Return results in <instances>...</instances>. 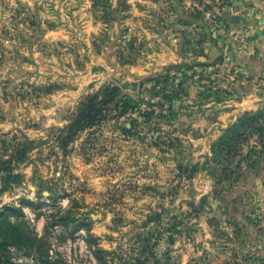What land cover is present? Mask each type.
<instances>
[{
	"label": "rangeland",
	"instance_id": "rangeland-1",
	"mask_svg": "<svg viewBox=\"0 0 264 264\" xmlns=\"http://www.w3.org/2000/svg\"><path fill=\"white\" fill-rule=\"evenodd\" d=\"M263 108L264 0H0V212L45 252L12 261L264 264L256 138L214 151Z\"/></svg>",
	"mask_w": 264,
	"mask_h": 264
},
{
	"label": "trees",
	"instance_id": "trees-1",
	"mask_svg": "<svg viewBox=\"0 0 264 264\" xmlns=\"http://www.w3.org/2000/svg\"><path fill=\"white\" fill-rule=\"evenodd\" d=\"M86 102L89 104L85 105ZM92 104V105H91ZM81 109L76 108L74 117L76 118L72 129L73 132H77L86 127L92 126L99 113L97 111L98 107H95L94 101L88 99L85 103H81ZM95 107V108H94ZM129 105L125 102L121 105L122 112L127 110ZM250 138H256V143L260 150V154L264 157V108L256 113H245L240 116L234 125H232L214 144V151L216 154L220 152H225L226 156L231 158L236 155L239 147L247 143ZM66 138L63 137L61 142L65 141ZM6 212L13 214L14 216H19V210L14 208L5 207L3 212H0V264H15L11 258V250L22 249V245H25L27 249L34 250L39 253V257H45V252L43 246L36 238H32L28 233L24 232L22 224H11L8 220ZM6 217V218H4ZM67 220V219H65ZM69 221V220H67ZM83 228L85 226H79ZM89 240L86 241L89 245L93 246L95 241L92 239V235L89 234ZM93 254L97 257L103 254V251L95 245ZM42 264H54L48 260H43Z\"/></svg>",
	"mask_w": 264,
	"mask_h": 264
}]
</instances>
